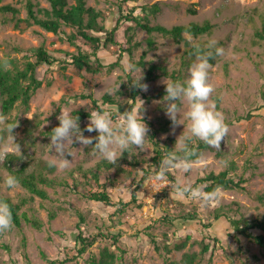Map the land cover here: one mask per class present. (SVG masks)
I'll list each match as a JSON object with an SVG mask.
<instances>
[{
  "label": "rangeland",
  "instance_id": "rangeland-1",
  "mask_svg": "<svg viewBox=\"0 0 264 264\" xmlns=\"http://www.w3.org/2000/svg\"><path fill=\"white\" fill-rule=\"evenodd\" d=\"M32 1L35 10L50 9L49 0ZM0 3H10L18 8L15 15L0 12V56L14 60L11 69H22L28 59L34 60L32 53L41 44L59 57H66V52L74 51L75 46L59 39L53 32L38 24H27L24 20L27 16L26 0H1ZM87 3L103 11V23L108 28L115 25L121 15L117 0H87ZM153 3H157L161 9L155 14L149 13L151 24L170 27L210 20L215 25L211 33L197 37L185 33L184 36L188 41L191 39L192 44L200 46L206 45L209 38H215L218 46L225 50L223 56L215 57L210 63V82L215 87L211 102L216 110L223 113L229 133L219 149L202 150V159L190 172H168L175 179L179 177L182 182L192 184L197 177L208 172L226 169L232 176L242 174L247 179L250 194L219 188L220 200L216 206L201 207L188 198H178L175 192L170 194L169 188L166 193H163V189L154 192L150 188L149 177L136 190L141 205L132 204L123 212L117 211L116 206L86 197L99 189L100 183L106 182L114 201H130L137 180L141 178L143 170L150 167L155 144L173 148L177 137L184 131V126L180 125L173 134L172 124L165 131L158 130L160 121L169 120L165 114V102L162 101L165 95L162 81L165 78L181 82L185 80L195 56L183 54L187 47L184 41L176 43L169 36L159 32L149 34L133 21L121 20L115 33L117 44L100 48L98 56L102 63L108 64L116 60L119 48L125 50L131 46L132 51L124 52L120 64L111 70L91 72L85 67L66 65L64 68L61 64H41L35 75L42 84L33 92L27 104L19 101L9 113L4 114L0 96V114L7 118L6 123L18 122L14 134L24 154L18 164L11 166V170L4 164L5 159L0 160L1 192L14 202L22 203L20 225L13 224L11 230L0 233V264H49L50 260L72 258L75 237L80 230L85 235L99 231L108 235L119 232L125 251L117 264H165V260H180L184 253L198 254L194 264H264V246L242 236L236 238L225 217H212L213 209L220 205H231L233 213H243L249 218L264 214V203L253 197L264 193V39L255 34L264 19V0H128L121 3V7L128 9L136 6L135 13L144 15L140 10L141 5L150 6ZM191 8L195 9L194 13L190 11ZM37 14L44 16L41 11ZM62 28L70 31L66 26ZM148 39L153 42L152 47L148 46ZM81 46L84 47L82 43ZM142 51H146V54L143 62L139 63ZM125 63L134 65L133 70L126 71ZM150 63L160 68H154L152 77L145 82L147 91H141L134 106L144 104L142 115L150 129L149 138L146 139L148 149L134 155L139 162L134 173L115 178L112 170L104 165L98 166L101 158L91 154V145L80 149L81 145L75 143L71 149L74 153L71 167L62 172L55 169L49 173L55 179L54 185H41L47 190L46 197L34 195L31 198V193L20 183L14 191L3 187L4 178L22 163H26L27 172L35 168L39 170L36 162L47 159L49 155V135L52 128L59 124L57 117L61 110L70 111L72 115L77 108L98 110L89 99L70 96L92 92L100 101L104 93L121 83L119 91L113 94L116 103L102 105L113 113L115 119L117 107L121 113L129 110L130 79L143 75V80ZM88 122V117L79 121L82 130ZM184 122L188 123L187 120ZM96 134L84 131L85 136ZM67 158L72 159L70 156ZM155 168V165L151 166L152 170ZM92 172L97 173L98 177ZM233 202L239 203L238 209ZM188 210L195 211L199 218H176L173 223L155 222L149 227L153 219L168 212L177 215ZM50 213L54 216L50 217ZM23 214L37 219L41 227H35ZM200 218L206 223L210 221V226L204 227ZM147 232L156 236L159 249L154 247ZM253 232L264 233V230L254 229ZM183 240H186L184 246H174ZM166 241L171 244L170 252L163 247ZM201 242L208 246L203 253L200 252ZM108 243V239L98 237L90 250L98 253ZM86 256L53 264H88L83 260Z\"/></svg>",
  "mask_w": 264,
  "mask_h": 264
},
{
  "label": "trees",
  "instance_id": "trees-1",
  "mask_svg": "<svg viewBox=\"0 0 264 264\" xmlns=\"http://www.w3.org/2000/svg\"><path fill=\"white\" fill-rule=\"evenodd\" d=\"M1 1V0H0ZM120 4L121 15L116 20L115 25L108 28L104 23V14L103 11L96 8L93 5H88L87 0H49L50 9L48 8H39L37 10L34 9V2L32 0H26L25 8L27 11V16L24 20L27 24H38L40 27L44 28L47 31L53 32L57 37L63 41H67L70 45L75 46L73 52H66V57H59L49 52L47 47L44 44L39 45L34 52L32 53L34 60L28 59L25 62V65L22 69L16 67L15 69H11L10 71H4L0 69V96H1V108L2 113H9L16 105L17 102H23L25 104L28 103L33 92L41 86L42 81L38 79L35 75L36 69L41 64L48 65H63L65 68L66 65H72L76 68L85 67L87 71L96 72L103 69L111 70L115 65L120 64L121 59L123 58V53H131L132 48L128 46L125 48H119L117 52V58L115 61H112L108 64H104L101 62L100 57L98 56V51L100 48H106L108 45H115L117 41L115 40V33L118 29L121 20L125 21H133L135 25L140 28L146 30L149 34L153 32H159L163 35L171 37L176 43H180L184 41L185 45H187L184 50V55H192L194 56V48L190 45L189 41L184 36L185 33L190 34L194 37L209 34L214 28V23L210 20H204L203 22H189L187 24H174L170 27H167L162 24H151L149 13L155 14L160 11V6L157 3H153L150 6L141 5L140 10L144 13L141 15L139 13H135V7L132 6L128 9H123L121 7V3L126 2L128 0H117ZM42 12L43 17H39L37 12ZM190 11L192 13L195 12V9L191 8ZM0 12L1 13H10L15 15L18 13V8L10 3L2 4L0 3ZM99 18L101 20H99ZM62 26H66L70 28V31L67 32L62 28ZM255 34L259 38L264 39V19L261 23V28L255 31ZM131 38H129V41ZM81 43L84 47L81 46ZM153 42L148 39V46L152 47ZM204 46H201L203 48ZM146 51H142L140 55L139 63H142L143 57L145 56ZM8 58V57H7ZM192 59V58H190ZM189 59V60H190ZM10 63L13 64L14 60L10 59ZM192 60L189 61L191 63ZM214 61V58L210 59V63ZM160 68L159 65L154 63H150L148 67V73L142 80L143 83L150 80L152 77V71L154 68ZM164 73H168L166 69H163ZM173 75V74H172ZM153 77H156L155 75ZM174 77V76H173ZM131 82V79H130ZM129 101L128 108L134 107L136 105L137 96L141 93V90L138 88L132 87L130 85ZM71 98H87L92 103L93 106L98 110H105L103 104L116 103V99L113 95H108L107 92L104 93L100 101L93 96L92 92H82L78 94H74L70 96ZM100 102V103H99ZM90 111H86L84 108H77L73 110V115L79 117V121L88 117L89 118ZM171 124L170 119L160 121L158 130L165 131L168 128V125ZM98 135V134H96ZM95 135V136H96ZM93 136V137H95ZM174 141V139H172ZM95 142V141H94ZM196 144L199 146L198 151L209 148L204 145L202 142L197 141ZM154 154L150 158L151 164L149 168H145L143 170V174L139 180H137L136 187L132 191L131 200L124 202L123 200H119L118 202L114 201L110 192L108 191L107 183L103 182L99 184V189L90 192L86 197L101 201L107 205H112L117 207V211L123 212L126 207L136 204L137 206L141 205V200L136 196V190L138 187L151 177L154 173L159 171L162 158L164 155L171 151V147H161L158 144H155ZM22 157L16 156H8L7 159L4 160V164L8 169L11 170V166L14 164H18ZM32 161V160H31ZM138 160L132 156L129 158L128 153H124V155L118 160L116 164H110L104 159H100L98 162V166L104 165V167L108 170L113 171V175L117 178L121 174L130 175L134 173L136 167L138 166ZM37 167L27 172L26 171V163H22L19 167L12 170V174L16 176L20 182V184L28 190L33 198L34 195H38L41 197L47 196V190L41 185L49 186L54 185L55 179L49 176V173L55 171V168H49L46 164V159H39L36 162ZM155 165V169L152 170L151 166ZM129 166V168L127 167ZM85 173V172H84ZM96 178L98 177L97 173L92 172ZM167 179L174 181L175 177L168 172ZM247 179L241 175L232 176L229 174L228 170L224 169L219 172H208L204 176L197 177L195 181L192 183L193 186H201L204 191L210 192L217 187L224 189H236L242 192H247L250 194V191L246 185ZM166 187L163 193H166ZM260 202L264 203V193H258L253 196ZM0 199L5 200L11 206L12 214H13V224L19 226L21 223V214L19 213L20 207L22 203L14 202L9 196L4 195L1 192V179H0ZM25 198L23 202H25ZM233 205L236 206V209L239 208L238 202H233ZM233 207L220 205L213 209L212 217L215 219L220 218L221 216L225 217L226 220L230 223V226L233 230V234L235 237H245L249 240H253L261 246H264V233L255 234L253 232L254 229L264 230V214L260 216H255L249 218L243 213H233ZM24 215V214H23ZM198 214L195 211L188 210L186 212L181 211L177 215H170V213H166L159 218L153 219L152 223L149 224V227H152L155 222H163V223H173L174 219L181 218L183 220H194L199 218ZM54 214L50 213V217H53ZM27 221H30L35 227L40 228L41 224L37 219H31L24 215ZM204 227H209L211 222H203ZM153 243L156 249H159L160 246L157 242L156 236L150 232L146 233ZM98 237L102 239H108L110 243L104 244L98 253L90 250L92 244L97 240ZM202 243V247L200 252L203 253L204 250L207 249V244ZM186 244V240H183L179 243H175L174 246L177 248L182 247ZM6 247H8L6 245ZM167 252L171 251V244L169 241H166L163 245ZM74 254L72 256L73 259H78L84 257V261L88 264H117V260L122 257V254L125 251V248L121 245L120 242V233L115 232L110 235L106 234L103 231H99L97 234L85 235L81 230L75 237V245H74ZM44 255V254H43ZM45 256V255H44ZM197 253H184L180 260H165V264H194L195 259L197 258ZM46 257V256H45ZM72 258H64L62 260H50L49 264H53L56 262L64 263Z\"/></svg>",
  "mask_w": 264,
  "mask_h": 264
},
{
  "label": "clouds",
  "instance_id": "clouds-1",
  "mask_svg": "<svg viewBox=\"0 0 264 264\" xmlns=\"http://www.w3.org/2000/svg\"><path fill=\"white\" fill-rule=\"evenodd\" d=\"M189 43L192 44L191 39ZM192 46L195 60L189 67L187 78L182 82L167 78L162 81L165 85V95L162 101L165 102V114L171 121L172 132L174 134L175 128L180 125L184 126V131L177 137L173 150L168 151L162 158L159 171L151 176L150 188L158 192L168 187L170 194L175 192L178 198H188L201 207H213L220 200L219 187L206 192L201 186L182 182L179 177L174 181L167 179L169 170L188 173L194 165L200 162L202 155L195 141H200L209 148L219 149L229 133V126L225 122L223 113L216 110L211 102L215 87L210 82L212 65L209 62L212 58L223 56L225 50L218 46L215 38H209L203 48L199 44H192ZM124 68L126 71H132L134 65L125 63ZM0 69L11 70L9 58L0 56ZM142 77L143 75L132 79L131 85L141 91H147L148 85L142 82ZM120 84L109 89L107 94L113 95L119 91ZM143 110V103L123 113L117 107L115 119L109 110H92L84 130L80 127L78 116H73L70 111L61 110L57 117L59 124L52 128L49 135L47 166L61 172L69 169L74 157L71 149L75 143L81 145L80 149L91 145V154L99 155L101 159L110 164H116L124 153H128L131 158L147 150L146 139L149 138L150 129L142 115ZM6 120L7 118L0 114V125H3L0 127V160L7 159L8 156L24 157L14 134V128L18 126V122L6 123ZM185 120L188 121L187 124ZM84 131L96 132L98 135L85 136ZM69 156L72 157L71 160L67 158ZM225 166H227V161H225ZM19 183L16 176L8 174L4 178L3 187L14 191L19 187ZM12 227L11 206L5 200L0 199V233L9 231Z\"/></svg>",
  "mask_w": 264,
  "mask_h": 264
}]
</instances>
